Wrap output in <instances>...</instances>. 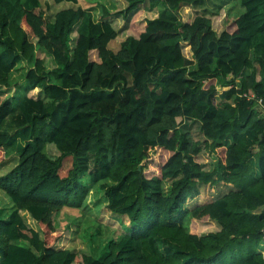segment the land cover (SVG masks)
<instances>
[{
	"label": "trees",
	"instance_id": "obj_1",
	"mask_svg": "<svg viewBox=\"0 0 264 264\" xmlns=\"http://www.w3.org/2000/svg\"><path fill=\"white\" fill-rule=\"evenodd\" d=\"M48 1L52 15L41 0H0V152L16 154L0 175L10 204L0 264H264V0H239L244 12L220 32V10L235 0H123V16L99 19L59 8L78 0ZM142 12L154 17L139 36L109 49ZM154 151L168 156L148 176ZM206 187L227 191L201 205ZM65 208L109 212L122 230L95 256L27 226L53 232ZM190 219L215 229L198 235Z\"/></svg>",
	"mask_w": 264,
	"mask_h": 264
},
{
	"label": "rangeland",
	"instance_id": "obj_2",
	"mask_svg": "<svg viewBox=\"0 0 264 264\" xmlns=\"http://www.w3.org/2000/svg\"><path fill=\"white\" fill-rule=\"evenodd\" d=\"M42 12L45 15V11L47 15H52L57 9L58 6H54L48 0H41ZM67 4V5H65ZM64 5V6H63ZM63 7H81L83 9L91 8L93 9V14L96 19H99L103 13V10L107 12L108 15H114L115 13L120 11V15H124V10L127 7V3L123 0H78L77 5H70L69 3L60 4L59 8ZM199 10L203 11L205 14H211L217 11V5H211L209 3L197 4L196 6ZM124 9V10H123ZM220 15V22L216 25L214 24V28L220 32L224 29H229L234 20L240 16L244 9L242 8L239 0H235L227 5H223ZM181 17L183 21L190 22L194 17V12L192 9L184 8L180 11ZM154 17V14L149 13H139L133 20V24L125 34L121 35L119 40L112 41L109 44V49L116 52L119 49L120 39L126 36H135L138 37L139 34L143 31V24L146 19H151ZM123 24V19H117L116 21V29L120 28ZM32 36V34L29 33ZM187 51V50H186ZM47 65H50L49 61H46ZM14 78H19L18 75H15ZM13 78V79H14ZM2 97H0L1 99ZM181 121V119H179ZM191 132L194 136V139L199 141L201 140V135L198 131L197 125H190ZM49 157L57 158L59 156L58 151L54 146L48 145L44 151ZM219 155L222 157L223 152L218 150ZM16 154L13 153L11 155H7L6 158L3 157V153L0 152V175L8 172L16 163L15 161ZM168 154L164 152L154 151L151 153L148 162L146 163V174L148 176L157 172V166L164 162L167 158ZM197 160L200 163H207L211 160L208 152H202L199 154ZM71 168V158H66L63 161V165L61 168V174L65 176L69 169ZM216 191V192H215ZM227 188L218 187L217 190L215 188L208 189V187L204 188L203 195L199 197V201L201 205L205 204V201H211L215 197H218L223 192H226ZM92 200L97 201V195L91 196ZM9 200L7 197L0 192V211L1 215H5L9 212ZM188 209L190 210L192 207L188 205ZM101 206L98 207L100 209ZM3 210V211H2ZM87 214V213H86ZM81 210H75L70 208L62 209L59 213L53 216L52 218V226L54 231H47L43 226L37 224L29 217L26 218L27 226L37 230L41 237L45 240L47 244L54 246H64L68 249H74L79 253H88L92 251L95 256H98V253L102 250L106 239L116 238L122 228L117 223V221L112 217V215L107 213H94L92 215H86ZM108 223H110L108 225ZM100 227V234L97 236L96 231ZM184 227L192 229V231L198 235L211 232L215 229V227L209 222V220L201 219V220H192L189 222H184Z\"/></svg>",
	"mask_w": 264,
	"mask_h": 264
},
{
	"label": "built area",
	"instance_id": "obj_3",
	"mask_svg": "<svg viewBox=\"0 0 264 264\" xmlns=\"http://www.w3.org/2000/svg\"><path fill=\"white\" fill-rule=\"evenodd\" d=\"M248 98H249V97H247V99H248ZM251 98H254V96L251 95ZM257 105H258L259 109H260L262 112H264V101H263V102L259 101Z\"/></svg>",
	"mask_w": 264,
	"mask_h": 264
},
{
	"label": "crops",
	"instance_id": "obj_4",
	"mask_svg": "<svg viewBox=\"0 0 264 264\" xmlns=\"http://www.w3.org/2000/svg\"><path fill=\"white\" fill-rule=\"evenodd\" d=\"M124 10V9H123ZM114 52V51H113Z\"/></svg>",
	"mask_w": 264,
	"mask_h": 264
}]
</instances>
